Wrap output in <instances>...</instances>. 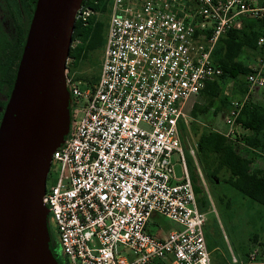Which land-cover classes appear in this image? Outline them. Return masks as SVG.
Returning a JSON list of instances; mask_svg holds the SVG:
<instances>
[{
	"label": "built area",
	"instance_id": "built-area-1",
	"mask_svg": "<svg viewBox=\"0 0 264 264\" xmlns=\"http://www.w3.org/2000/svg\"><path fill=\"white\" fill-rule=\"evenodd\" d=\"M90 12L80 4L76 17L85 22ZM256 18L264 0H109L95 78L65 65L68 127L42 196L65 264H211L185 163L196 146L183 144L187 105L222 72L211 57L217 40ZM256 49L243 75L248 90L264 85V30ZM229 103L222 133L241 142L244 99ZM153 213L179 227L149 231ZM227 264H264V247L242 258L231 251Z\"/></svg>",
	"mask_w": 264,
	"mask_h": 264
},
{
	"label": "water",
	"instance_id": "water-1",
	"mask_svg": "<svg viewBox=\"0 0 264 264\" xmlns=\"http://www.w3.org/2000/svg\"><path fill=\"white\" fill-rule=\"evenodd\" d=\"M81 0H36L0 121V264H57L42 201L68 127L64 68Z\"/></svg>",
	"mask_w": 264,
	"mask_h": 264
},
{
	"label": "rangeland",
	"instance_id": "rangeland-1",
	"mask_svg": "<svg viewBox=\"0 0 264 264\" xmlns=\"http://www.w3.org/2000/svg\"><path fill=\"white\" fill-rule=\"evenodd\" d=\"M102 19L106 21V16L102 17ZM104 27L105 23L103 25V30ZM81 42L79 36L76 35L71 40L69 51L76 44ZM100 58L101 46L88 51L85 56H81L75 63L76 65L73 63V56L68 53L66 64L69 65L75 74L77 73L82 77L86 76L92 78L93 75L99 71ZM257 58L256 48L247 46H243L235 56V60H238L248 67L256 64ZM262 71L264 73V67ZM243 78L244 76L239 77V83L238 81L237 83L236 81L234 82L236 85L238 84L243 91L244 89L246 91L247 85L243 81ZM225 79L223 82H225L226 85L222 84L223 90H220L221 92L219 95L211 97L199 94L198 97H196L195 104L193 103L194 105H192L193 107L189 108L187 111L189 118H187L185 131L183 129L184 146L189 147L192 145L196 141L198 135L203 131L208 129L221 131L223 127L225 129L224 117L228 108H225L226 101L222 98L225 96L223 95L225 91L229 90V92H233L235 86L233 82L229 83L231 78ZM224 88H226V90ZM247 92L252 93L253 96L259 94L262 97L264 95V85L253 86ZM259 144L264 147V132L258 138L257 145ZM250 148L252 147L247 149V153L251 155L249 173L252 174V170L264 164V157L260 158L259 153L252 152ZM238 150L240 152L244 151L240 145ZM173 159H175L174 156ZM185 163L191 181L194 175V178L196 177L195 182L199 190L196 192L197 201L205 216V239L210 251L212 264H225L224 258L229 257L231 251L233 253L239 252L242 254L248 247L257 245L264 247V205L248 199L231 186L227 182L230 172L224 167L220 168L215 175L207 177L197 156L196 149L194 151V158H191V155L185 150ZM174 167L175 172L178 174L179 165L175 164ZM53 169H55V165L52 163L47 173L46 182L53 176ZM146 226L149 231L154 233L157 232V235H162L171 228L179 227L175 221L159 213H153ZM49 228L52 235L49 243L50 248L52 250H57L56 253L61 254L57 245V233L53 226ZM166 263L167 262L164 261H161V263L158 262V264Z\"/></svg>",
	"mask_w": 264,
	"mask_h": 264
},
{
	"label": "trees",
	"instance_id": "trees-1",
	"mask_svg": "<svg viewBox=\"0 0 264 264\" xmlns=\"http://www.w3.org/2000/svg\"><path fill=\"white\" fill-rule=\"evenodd\" d=\"M108 3L109 0H81V5H87L92 12L88 13L85 22L79 17L75 18L72 38L78 35L82 42L69 51L73 56L74 64L88 51L102 47L105 30L103 25L106 24L102 17L106 16ZM263 30L264 18L245 19L241 28L229 29L224 36L220 37L212 50L211 57L221 67L222 72L216 80L206 82L199 93L207 89L209 96H216L225 78H239L248 72L249 67L235 60V56L243 46L256 48V39ZM77 76L82 77L80 74ZM93 77L95 78V75ZM83 78L90 80V77ZM236 122L249 128L251 134L242 136L241 142H238L227 138L215 129L203 131L195 141L197 156L207 177L215 175L220 168L224 167L230 172L227 182L231 186L248 199L264 205V164L252 170L250 174L251 155L247 153L248 147L260 146L257 143L259 136L264 132V106L249 98L246 99L236 117ZM239 145L244 149L243 152L238 150ZM261 149L264 151V147ZM194 176L192 184L196 195L199 190ZM49 234L52 238L51 232ZM158 262L161 263L157 261L155 264Z\"/></svg>",
	"mask_w": 264,
	"mask_h": 264
},
{
	"label": "flooded vegetation",
	"instance_id": "flooded-vegetation-1",
	"mask_svg": "<svg viewBox=\"0 0 264 264\" xmlns=\"http://www.w3.org/2000/svg\"><path fill=\"white\" fill-rule=\"evenodd\" d=\"M36 0H0V121L9 97ZM58 264L64 257L52 250Z\"/></svg>",
	"mask_w": 264,
	"mask_h": 264
},
{
	"label": "crops",
	"instance_id": "crops-1",
	"mask_svg": "<svg viewBox=\"0 0 264 264\" xmlns=\"http://www.w3.org/2000/svg\"><path fill=\"white\" fill-rule=\"evenodd\" d=\"M256 53H257V55H259L260 54V50H258V49H256ZM264 74V73H263ZM228 79V78H227ZM226 80V79H225ZM234 81H236V83H237V81H238V83L240 82V79L239 78H235V79H231V81H229V83H231V82H233V84H235V86H234V91L232 92V91H230L229 92V90L228 91H225L224 92V94L223 95H225V96H223V98L222 99H225V101H226V104H225V108H228L229 107V105H230V100H233V99H240V98H242V99H244V101L246 100V99H251L253 102H256V103H259V104H261V105H263L264 106V95L261 97L259 94H256L255 96H253L252 95V93H250V92H247L248 90H247V88H246V91H245V89H244V91L241 89V87H239L238 86V84L236 85V83L234 82ZM243 81H244V78H243ZM245 82V81H244ZM229 83H227V84H229ZM222 84H225V82H222L221 83V89H222ZM246 84V83H245ZM226 85V84H225ZM226 87V86H225ZM225 90H226V88H224ZM223 90V89H222ZM207 89L205 90V91H203V92H201V93H199V94H204V95H206V96H209L208 94H207ZM221 92V91H220ZM220 92H219V94H220ZM199 94H197V95H195V96H193L191 99H190V102H189V104L187 105V107H189V108H191V107H193L192 105H194L195 104V102H196V97H198V95ZM218 94V95H219ZM248 94V95H247ZM247 96V98H246V96ZM212 97V96H211ZM215 97V96H214ZM194 103V104H193ZM193 109V108H192ZM236 129H237V131L239 132V135L242 137V136H248V135H250L251 134V130L249 129V128H247V127H244V126H241L240 124H238V125H236ZM225 129H224V127H223V129L221 130V131H219V132H221L222 133V131H224ZM218 131V130H217ZM249 148V147H248ZM262 148V146H253L252 148H250V150L252 151V152H257V153H259V157L260 158H262V157H264L263 155H264V151H262L263 149H261ZM263 154V155H262ZM154 233V232H153ZM155 234H157V232L155 233ZM205 235H206V228H205ZM207 245V244H206ZM208 248V247H207ZM249 248H251V247H248L247 248V250L244 252V253H239V252H235L234 254H236L239 258H242L244 255H245V253L248 251V249ZM209 253H210V251H209ZM228 258L229 257H226V258H224V263L225 264H227V260H228ZM170 264H177L176 262H170ZM211 264H212V259H211Z\"/></svg>",
	"mask_w": 264,
	"mask_h": 264
}]
</instances>
